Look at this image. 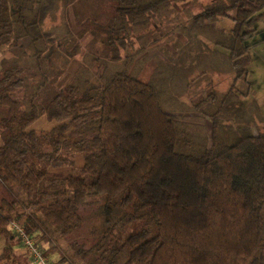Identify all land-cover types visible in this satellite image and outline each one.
<instances>
[{
    "label": "trees",
    "instance_id": "16d2710c",
    "mask_svg": "<svg viewBox=\"0 0 264 264\" xmlns=\"http://www.w3.org/2000/svg\"><path fill=\"white\" fill-rule=\"evenodd\" d=\"M221 19L231 27H215ZM259 22L264 0L197 11L173 0H0V125L10 134L0 145V264H29L12 221L57 254L51 264H264V115L244 101ZM131 36L138 47L122 57ZM218 73L233 76L223 92L205 78ZM198 80L210 88L187 116L179 108ZM197 117L211 121V144ZM39 119L55 125L34 127Z\"/></svg>",
    "mask_w": 264,
    "mask_h": 264
},
{
    "label": "rangeland",
    "instance_id": "374dc122",
    "mask_svg": "<svg viewBox=\"0 0 264 264\" xmlns=\"http://www.w3.org/2000/svg\"><path fill=\"white\" fill-rule=\"evenodd\" d=\"M210 0H201L200 5H193L190 0H173V5L176 6L178 9H182L185 7H190L193 11H197L199 9H201L202 4L208 2ZM232 22L230 20L227 19H221L218 20L215 23V27L220 28L221 27L223 29H227L229 27H231ZM72 28L74 32H77L79 30V25L75 22L74 19H72ZM255 33L253 34L252 38L250 39L249 42H254L257 41L255 44L250 45L249 47V53L251 56V62L249 63V65L247 66L248 69V74H247V80L250 84V89H251V94L249 98H246L244 101H248L251 97L254 98L259 107L261 108V111L264 115V23L263 22H259L255 25ZM90 34H87L82 40H81V50L79 53H77L69 67L70 72H74L76 69H78L79 66L82 65V56L84 53V45L85 43L90 39ZM184 38L181 35H177V37H171V41L174 45H169L167 44V49L169 51H171L172 53H174V55H178V51L177 47L180 46V44L182 42H184ZM127 48L125 51H121L122 57L126 56V53L130 54L132 52H134V49H136L138 47V43L136 40H134V37H130V42H127ZM162 52V53H161ZM154 53L157 54L160 57V60L164 62V65H169L171 66V64H173V60L170 59L169 57V53L167 51L163 52L162 50L159 49H155ZM150 59L147 60V63L144 64L143 68L141 69V71H139L138 73V77L140 80L142 81H147L149 80V77L153 71V69L155 68V60L152 57V55L149 57ZM212 62H203V65L207 64V65H212ZM201 65V63L198 61L197 62V66ZM214 66V65H212ZM92 71L94 73V82H99V75L101 73V69L98 67V64H94L92 67ZM189 71L188 68H186V70L180 71L182 73H185ZM166 77V76H164ZM162 78L160 80V84L164 83L165 78ZM205 78H209L213 80V84H212V88L213 89H218L221 90V92L225 91L228 89L233 76L230 75H224V74H214L210 76H206ZM188 80V77H185V83L184 86L186 84ZM203 80H198L196 82V84L194 86H192V84L190 85L192 87V94L190 96H188V94L191 93V91H189V89H187V93L186 95H184L183 99L185 101H187V105H183L181 108V111L184 112V114H187L189 111L192 113H188L187 116H192L195 117V115L200 114L198 111H191L192 107L190 108L191 104L194 102H197L201 97L206 94V92L209 90V86L202 84ZM200 82L202 84V87H200ZM166 84V83H165ZM196 86V87H195ZM198 87H200L198 89ZM207 87V88H206ZM237 87L241 88L240 84L238 83ZM204 88V89H203ZM176 89H180V88H174L170 87L171 90V96H177L176 95ZM176 92V93H175ZM169 97V96H167ZM173 98V97H171ZM177 99V98H174ZM178 104V101L177 103ZM198 121L202 122V125L204 127V138L205 141L207 142V144H211L212 142V125H211V121L206 119V120H201L200 118L197 117ZM55 125L54 121H47L46 119H39V121H36L33 123L34 127L37 128H50L52 126ZM257 131H255L256 133ZM80 158L77 159L78 163H76V165H80L81 164V160H79ZM3 197H9V192L6 189V187L0 183V199ZM86 234V230H84L81 234V236ZM0 245L1 241H0ZM49 261L54 262L57 259V254H53L50 257H48Z\"/></svg>",
    "mask_w": 264,
    "mask_h": 264
},
{
    "label": "built area",
    "instance_id": "2783aa9c",
    "mask_svg": "<svg viewBox=\"0 0 264 264\" xmlns=\"http://www.w3.org/2000/svg\"><path fill=\"white\" fill-rule=\"evenodd\" d=\"M11 230L19 238L29 260V264H51L48 257L43 253L42 247L36 243L31 234L16 221L10 223Z\"/></svg>",
    "mask_w": 264,
    "mask_h": 264
},
{
    "label": "crops",
    "instance_id": "0c3cea01",
    "mask_svg": "<svg viewBox=\"0 0 264 264\" xmlns=\"http://www.w3.org/2000/svg\"><path fill=\"white\" fill-rule=\"evenodd\" d=\"M220 29V28H218ZM221 29H223L221 27ZM5 55L4 50L0 51V67H1V58ZM10 134L6 126L0 125V145L3 144L5 141L8 140Z\"/></svg>",
    "mask_w": 264,
    "mask_h": 264
}]
</instances>
